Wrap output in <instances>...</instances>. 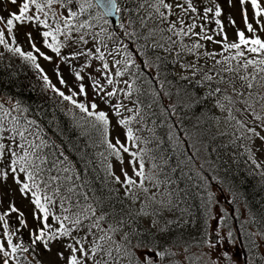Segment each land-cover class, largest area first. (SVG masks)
I'll use <instances>...</instances> for the list:
<instances>
[{
	"label": "snow or ice",
	"instance_id": "1",
	"mask_svg": "<svg viewBox=\"0 0 264 264\" xmlns=\"http://www.w3.org/2000/svg\"><path fill=\"white\" fill-rule=\"evenodd\" d=\"M228 2L231 6L232 0H228ZM239 2L246 31L251 35L246 36L244 30H238L236 33L237 41L228 42L225 26L218 19L222 15V9L219 5L214 8L205 7L201 17L205 23L197 25L195 23L197 17L191 15L197 13V8L192 0H175L174 3H170L169 0H134L136 9L134 16L130 15L131 9L125 6V0H119V2L118 0H22V2L6 0V3L16 6L18 11H9L7 19L0 16V25H3V28H0V45L8 52L23 57L34 68L40 70L44 82L52 87L49 77L43 74L40 65L36 63L37 57L33 55V52L25 53L18 46L11 47L5 37V30L8 36L12 38V43L15 44L13 29L17 22L20 24L31 23L36 26L42 25L44 29H47L42 32L46 47L50 48L56 56H61L63 44L58 36H63L65 40H72L73 34L79 33L80 42L84 44L89 42L85 39L86 33H80V29L90 30L93 24L79 21L80 14L89 9H96L98 14L92 19L97 23L103 21L104 24H107L109 22L107 17L129 13L124 17L128 20V26L126 27L123 22L121 23V27L124 28L129 38L143 36L146 41H152L151 46L154 49L160 48L167 52L175 50L178 60L182 59L184 55L195 57L193 62L181 64V67L190 70L193 77L202 74L201 81H207L210 86L213 83L216 85L210 88L208 95L215 97L216 106L227 111L230 120H235L238 129L242 130L239 138H246L250 141H254L255 138L264 140V136H260V133L256 131V127L264 129V39L256 34L257 30L253 23L249 22L248 12L244 7L250 3L256 18L255 23L261 26V31H264V19H259L264 17V6L259 0H239ZM77 5L79 11L73 10V7ZM58 8L65 9L66 15L60 16L57 11ZM32 9H34L33 14H29ZM177 9L179 12L176 11ZM210 13L217 18L215 24L217 34L222 35L221 41H215L212 35H208L207 23L211 22L209 21ZM50 15L51 24L49 23ZM172 16L177 18L172 20L170 19ZM186 17L193 22L188 23ZM229 23L233 27L236 26L235 20L231 17H229ZM137 25L140 29L146 30V34L136 31L134 26ZM129 27L132 28V31H128ZM197 27H200L199 33L194 31ZM102 33L103 28L99 33H91L95 44L104 43L103 40L97 39ZM157 33H159L158 38ZM26 36L34 51L39 52L45 60L51 59L35 47L31 32L26 33ZM49 37H51V43L48 42ZM185 38L191 40V44L185 43ZM201 40L220 43L222 46L221 53L201 52L200 50L204 47L199 42ZM95 54H98L101 61L104 60V53L100 47H95ZM109 54H112L111 51ZM117 54H119V49H117ZM93 55L91 49L87 52L77 50L68 53L63 59L66 63H70L71 60L79 56H87L91 59ZM217 55L222 58L217 59ZM201 56L214 61L211 68L205 70L199 66L198 62ZM128 62L130 59L126 60L125 67H127ZM87 66L84 65V67ZM102 67L107 70L108 64L104 63ZM55 71L59 77V82L65 84L66 81L59 69L57 68ZM81 71L82 69L75 73L77 81L84 79ZM116 75H122V73L117 71ZM107 82L113 83L110 78ZM222 84L227 87L222 88L220 86ZM93 87L98 92L103 91L98 81L94 80ZM229 88L232 92L231 95L228 94ZM52 90L85 114L88 118L87 122L96 131L100 132L101 128L103 129L101 140L106 143L109 156L115 157L116 161L123 165L122 153L129 154L131 159L128 163L132 166L133 173L138 179L129 176L124 168L120 170L123 176L121 179V176L116 175L113 171V165L106 163L104 166V171L107 174L105 185L110 178L115 184L123 188L124 195L133 202L140 199L138 193L142 192L144 194V206L141 207L139 214L149 215L147 208L150 203L157 201L155 193H150L149 187L146 186V182H153L154 177L145 172L143 160L138 157L137 153L130 152L129 147L119 139L116 140L115 144L108 141L109 118L105 112L96 111L95 102L88 106L74 99L78 94H87L83 83L80 84L79 93L72 91L71 95H66L56 88ZM107 95L114 96L116 93L108 92ZM236 103L243 105V108L236 109ZM115 107L118 114L119 106ZM13 111L26 112L27 109L22 108L18 101L11 109L0 103V141H7V143L0 142V164L4 162L5 158L7 159L4 167L0 168V182H6L11 176L21 194L30 199L34 206L33 218L38 221L40 226L29 231V244H25L23 241L14 243L13 236L20 230L10 231L6 217L11 213H18L19 225L24 229H28L29 226L24 214L19 212L14 204H10L9 209L0 215V221H3V236L6 237L7 245L5 246L4 241H0V260L3 261V264H9V259H15L19 264L20 257L17 256V253L35 254L38 243L42 244L45 251L50 252L52 243L60 240L65 241L63 247L68 252L67 256H65L64 251L57 253L58 259L64 264H235L232 255L227 250L215 253L212 251L217 249L220 237L208 244L209 251L207 252H193V245L186 243L179 261L175 259L180 255L173 250L175 245L161 244L151 236V233H147L149 239H143L144 234L132 228V224L135 222L134 214L130 210L127 214L117 211L109 202L112 189L106 187L99 191L93 189L86 176L82 175L80 170H74L73 161L63 151L45 152L44 149H54L56 146L44 137L42 129L35 120L28 119L27 116L23 115H13ZM234 111H240L242 115L245 112L251 115L253 120L258 122L256 127H248L244 120L236 118L233 114ZM130 122L126 119L119 121L121 125L127 128V140L135 146L136 137L132 129L128 127ZM246 150L251 158L253 155L251 149ZM83 159L81 157L82 161ZM253 163L256 161L253 160ZM85 168H87V162H85ZM21 175L24 179L20 178ZM106 191L109 195H105ZM209 200L211 201V196H209ZM53 208H58L61 214H54ZM152 215H157V213L154 211ZM50 216L58 223V228L53 229L48 223ZM153 225H155V221H153ZM227 237L232 243L235 242L231 230L227 233ZM248 239V250L251 252L253 249L264 245V231L249 234ZM195 246L199 247L200 242L197 241ZM245 264H264V256H253L252 259H249L246 254Z\"/></svg>",
	"mask_w": 264,
	"mask_h": 264
},
{
	"label": "trees",
	"instance_id": "2",
	"mask_svg": "<svg viewBox=\"0 0 264 264\" xmlns=\"http://www.w3.org/2000/svg\"><path fill=\"white\" fill-rule=\"evenodd\" d=\"M169 2L174 3L175 0ZM192 2L197 8V13L191 15L197 17L195 20L197 25L205 23L201 18L204 8H214L216 5L222 9V15L218 19L224 24L226 14L222 0H192ZM125 6L131 9L130 15L134 16L136 11L134 0H125ZM61 9L65 12V9ZM73 10L79 11L78 5L73 7ZM176 11L179 12L178 9ZM97 14L96 9H89L79 15V21L93 24L90 30L80 29V33H86L85 38L92 40L91 33H99L103 28V33L98 39L110 42L112 40L109 34H114L113 31L122 32L119 37L127 47L124 63L126 64V60L130 59L127 63L130 67L127 69V77L132 81V85L125 89L124 98L136 108L135 114L126 120L131 121L128 127L142 141L141 159L149 169L146 173L154 177V181L149 183L155 185L153 188L156 189L157 202L150 203L147 208L149 215L146 217L140 215L138 208L144 206L143 201H140L137 207L136 203L126 197L110 178L105 185L107 174L104 166L114 161L115 157L108 155L107 145L101 140L103 129L101 128L100 132L96 131L79 109L74 106L69 107L57 93L47 92V84L42 79L41 71L18 54L8 52L3 46H0V101L9 108L18 101L22 108L27 109L26 112L20 114L12 112V114L27 116L28 119L35 120L39 124L44 137L56 146L54 149H44L45 152L63 151L73 161L74 170H80L93 189L97 191L104 187L112 189L109 202L117 211L127 214L130 210L134 214L135 222L132 228L144 234L143 239H149L147 233H151L159 243L175 245L173 250H178L180 255L183 254L186 243L192 244V251L197 253L207 244V230L213 209L220 206V201H223L229 211V216L225 218L232 226L231 231L235 237L237 251L244 257L247 254L249 259L253 256H264L260 250L264 251V245L251 252L248 250L249 234L264 231V168L259 169L256 163H253V158H250L246 150L250 149V140L239 138L242 130L238 129L235 120H230L228 112L216 106L215 97L208 95L210 88L216 85L213 83L210 86L207 81H201L202 74L193 77L190 70L181 67V64L193 62L195 57L184 55L178 60L175 50L167 52L160 48L154 49L151 46L152 41H146L143 36L129 38L121 27L122 22L126 27L128 26V20L124 17L129 13L119 15L120 25L116 30H113L109 23L94 21L92 18ZM176 18V16L170 17L172 20ZM185 19L188 23L193 22L187 17ZM215 19L217 18L214 14L210 13L211 22L207 23L208 35H212L215 41H221L222 35L217 34ZM32 25L38 32L37 38L41 39V44L54 55L55 53L46 47L42 37V32L47 29L42 25ZM134 27L136 31L146 34V30L140 29L138 25ZM128 31H132V28L129 27ZM194 31L199 33L200 27ZM225 31H227L226 26ZM158 36L159 33L157 38ZM73 38L78 40L79 33H74ZM48 42L51 43V37L48 38ZM191 42L185 38V43L191 44ZM199 42L204 45L201 52L219 54L222 51L220 43L206 40ZM65 43L68 45L70 42L65 41ZM15 47L14 45L13 48ZM32 52L35 56L40 55L34 50ZM216 58L222 57L217 55ZM36 63L39 64L38 59ZM198 63L207 70L214 61L201 56ZM140 64L145 68V72ZM178 70L187 73L188 75L184 76L187 79L178 77ZM220 86L227 87L223 84ZM228 94H232L230 88ZM239 105L241 104L236 103L235 108ZM233 114L236 116L235 111ZM111 131L109 124L108 141ZM0 142L7 143V141ZM81 157L84 158L83 161ZM6 163L5 158L0 168ZM20 178L24 179L22 175ZM8 183L18 187L9 176L6 182H0V196L1 188ZM18 192L21 194L20 191ZM105 195L109 193L106 191ZM22 196L30 201L25 195ZM29 204L33 221L31 228H36L40 225L33 218L34 206L31 202ZM1 210L2 214L7 211ZM52 211L56 215L61 214L58 208H53ZM154 211L157 215H152ZM19 212L23 213L25 218V213L21 210ZM241 212L244 213V217ZM147 218L150 219L152 226L145 224ZM6 219L9 228L13 231L20 230L13 236L14 243L23 241L29 244L28 233L31 229H24L19 225V214L11 213ZM153 221H155L154 227ZM48 223L53 229L59 226L51 216ZM223 224L225 225V221ZM1 225L0 223V241H4L7 246ZM63 241L52 244L57 243L61 250ZM197 241L200 242L199 247L195 246ZM41 247L42 244L36 245L35 254L17 253L20 257L19 264H46L37 255ZM231 247L230 241L228 248ZM13 261L17 264L15 259Z\"/></svg>",
	"mask_w": 264,
	"mask_h": 264
},
{
	"label": "rangeland",
	"instance_id": "3",
	"mask_svg": "<svg viewBox=\"0 0 264 264\" xmlns=\"http://www.w3.org/2000/svg\"><path fill=\"white\" fill-rule=\"evenodd\" d=\"M19 2H22V0H19ZM259 2L261 3L262 6H264V0H259ZM222 3H223L222 6L224 7L223 10L225 11L226 14L224 18V24L227 28V31L225 32L228 37V42H235V40L237 39L236 33L238 30H244L246 36H250L251 34L247 33L245 24L243 22L241 5L239 0H232L231 6L229 5L228 0H222ZM244 7L247 9L249 22L253 23V26L257 30L256 34L261 39H264V31L260 30L261 26L256 25L254 10L251 8L250 3L246 4ZM9 11L17 12L18 9L16 6L6 3V0H0V16H3L5 19H7ZM57 11L60 16L66 15V13L62 11L61 8H58ZM29 14H33V9L30 10ZM229 17L235 20V24H236L235 27H233L229 23ZM259 19H264V17H260ZM50 22H52L51 15L49 16V23ZM34 27L31 23L20 24L17 22L16 27L13 29L16 43L15 44L12 43V38L8 36L6 30H5V37L6 39H8V42L11 47H13L14 45L16 47L20 46L22 51L28 52V51H32L33 48L26 36V33L31 32L33 37V42L35 43V47L38 48L40 52H43L45 55L51 57L50 60H45L43 56L36 55L40 66L42 67L44 73L49 77V81L52 86L49 87L48 85H46L47 92L57 93L52 90L53 88H56L59 91H63L66 95H71L72 91H76L77 93H79L80 84L83 83L87 94L86 95L78 94L76 97H74V99H76L78 102L85 103L88 106H90L92 102H95L97 105L96 111L105 112L109 118V124L112 129L109 142L115 144L116 140L119 139L122 143L126 144L129 147L130 152L137 153L138 157L141 158L142 141L138 138L139 136L134 133L136 140H135V146H133V143L127 140V135H126L127 128H124L123 125L119 123L121 119L131 118L136 112V108L134 107V105L124 98L125 89H127L130 85H132V81L129 79V77H127V69H129L130 67L129 66L125 67V63H124L125 57L127 55V47L126 44L121 41L122 38L119 37L122 34V32L120 31L119 33L111 29L114 32V34L110 35L109 32L106 33L109 34L107 35L110 37L112 41L108 42L106 40V42L98 45L95 44L93 40H90L89 38H85L89 42L87 44H84L79 41V38L78 40L74 38L72 40H65L63 36H60L59 40L63 44V47L61 48V56H56V54L52 55L51 53H49V50H47L41 44V39L37 38L38 32L35 31ZM0 28H3V25H0ZM65 41H69L71 47H69V44L66 45ZM0 46L2 47V45ZM96 46L100 47L101 51L104 53L103 61H101L98 58V54H95ZM89 49H91L94 53L91 59H89L87 56H79L76 59L71 60L70 63H66L65 60L63 59V57L70 52L77 50L87 52ZM117 49H119V54H117ZM110 51L112 54H109ZM117 61H119V63H117ZM104 63L108 64L107 70L103 69L102 67ZM84 65H88V66L84 67ZM140 66L141 69L145 72V68L143 67V65L140 64ZM57 68L59 69V72L62 74L64 80L66 81L65 84H61L59 82V77L55 71V69ZM81 69H82L81 75L84 77V79L83 81H77L75 79V73L76 71H79ZM117 71H120L122 75H116ZM177 75L178 77H184L187 76L188 74L184 73L183 70H178ZM109 78L113 81L112 84H109L107 82ZM94 80L99 82V84L103 88V91L98 92V90L93 87ZM108 92H115L116 95L108 96L107 95ZM0 103L4 104L2 101H0ZM66 103H68L69 107L73 106L68 101H66ZM115 106H119L118 114H117V108ZM242 108H243L242 105H239L236 109H242ZM13 113H16V111H13ZM20 113L22 112H17V114ZM235 114H236V118L239 120H244L248 124V127H256L258 122L254 121L253 117L248 113L245 112L242 115L240 111H235ZM256 131L260 133V136H264V129L256 127ZM250 149L253 153L252 158L253 160L256 161V165L259 164L258 168L263 169L264 140L255 138L254 141H250ZM122 155L124 158V164L123 165L119 164L115 159L114 161L111 162V164L113 165V171L115 172L116 175L121 176V179H123L120 170L121 168H124L128 172L129 176H131L133 179H138L137 177H135L133 173L132 166L129 165L128 163L131 157L127 153H122ZM146 168L147 167H145V172H147V170L149 171V169ZM115 185L118 186L124 194L123 188L120 185L117 184ZM146 186L149 187L150 193H155L156 196V189L153 188L152 184L146 182ZM18 191H19L18 187H16L15 185L12 186L9 183L5 185L3 188H1L0 215H2L1 209L8 210L10 204H14L17 209L25 213V220L29 226L28 228L32 229L31 227H33V221H32L31 206L29 204L30 201L25 200ZM138 195L140 196V199L134 202L136 203L137 207H139L140 201H144V194L141 192L138 193ZM217 197L219 196L217 195ZM226 206L227 205L223 201H220V206L216 207L215 208L216 210L213 209L214 212H212V217L210 218V222L207 230L208 231L207 244L204 247H202V249L199 250L197 253L201 251H205V252L209 251L208 244L216 240L217 237H220V240L217 244V249H213L212 251L215 253L217 251L227 250L232 255V260L235 262V264H243V256H241L240 252H238L237 249L235 248V242L232 243L231 248H228V242H230V240L227 237V233L232 229V226L230 225L229 221H226L225 218L229 216L228 214L229 211ZM138 209L140 212V208ZM241 214L242 217H244L243 216L244 213L241 212ZM144 217H146V215H144ZM223 221H225V225L223 224ZM0 223L2 224L1 226L3 227V221H0ZM145 224L147 226H152V223L149 218L145 220ZM9 229L10 231H13L11 228ZM260 250L263 254L264 253L263 249ZM59 251H64L65 256L68 255V252L64 250L63 246L61 250H59L57 243L52 244L50 252L45 251L42 246L37 252V255L46 264H63L64 262L59 260L57 257V253ZM176 252L179 253L178 250H176ZM182 255H178L175 259L179 261ZM30 259L33 260V257L30 256ZM205 259H207V257H205ZM0 264H3L2 260H0ZM9 264H14L13 259H9ZM244 264H245V257H244Z\"/></svg>",
	"mask_w": 264,
	"mask_h": 264
},
{
	"label": "water",
	"instance_id": "4",
	"mask_svg": "<svg viewBox=\"0 0 264 264\" xmlns=\"http://www.w3.org/2000/svg\"><path fill=\"white\" fill-rule=\"evenodd\" d=\"M106 19H108V21H109L108 23L111 25L113 30H116L119 27V25H120L119 15L107 17Z\"/></svg>",
	"mask_w": 264,
	"mask_h": 264
},
{
	"label": "flooded vegetation",
	"instance_id": "5",
	"mask_svg": "<svg viewBox=\"0 0 264 264\" xmlns=\"http://www.w3.org/2000/svg\"><path fill=\"white\" fill-rule=\"evenodd\" d=\"M244 257V256H243Z\"/></svg>",
	"mask_w": 264,
	"mask_h": 264
}]
</instances>
